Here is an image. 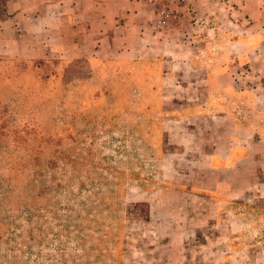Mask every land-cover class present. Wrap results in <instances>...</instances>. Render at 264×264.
<instances>
[{"label": "crops", "instance_id": "obj_1", "mask_svg": "<svg viewBox=\"0 0 264 264\" xmlns=\"http://www.w3.org/2000/svg\"><path fill=\"white\" fill-rule=\"evenodd\" d=\"M185 3L181 26L158 31L146 0H0V59L158 60L160 101L182 109L142 262L264 264V0Z\"/></svg>", "mask_w": 264, "mask_h": 264}, {"label": "rangeland", "instance_id": "obj_2", "mask_svg": "<svg viewBox=\"0 0 264 264\" xmlns=\"http://www.w3.org/2000/svg\"><path fill=\"white\" fill-rule=\"evenodd\" d=\"M161 76L158 60L0 59V264H144L182 109Z\"/></svg>", "mask_w": 264, "mask_h": 264}, {"label": "built area", "instance_id": "obj_3", "mask_svg": "<svg viewBox=\"0 0 264 264\" xmlns=\"http://www.w3.org/2000/svg\"><path fill=\"white\" fill-rule=\"evenodd\" d=\"M154 6L153 26L158 31H168L181 26L188 14L185 0H146Z\"/></svg>", "mask_w": 264, "mask_h": 264}]
</instances>
